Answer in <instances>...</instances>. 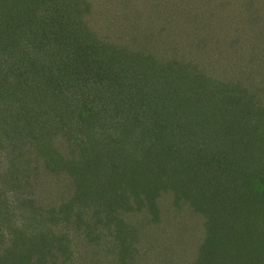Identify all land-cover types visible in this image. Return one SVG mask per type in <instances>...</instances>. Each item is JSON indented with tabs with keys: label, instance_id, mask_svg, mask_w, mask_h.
Segmentation results:
<instances>
[{
	"label": "trees",
	"instance_id": "trees-1",
	"mask_svg": "<svg viewBox=\"0 0 264 264\" xmlns=\"http://www.w3.org/2000/svg\"><path fill=\"white\" fill-rule=\"evenodd\" d=\"M263 103L264 0H0V264H110L114 241L118 264L180 263L158 221L226 178V136L261 151ZM228 180L264 195V171ZM260 224L243 248L263 252ZM211 232L204 256L227 258Z\"/></svg>",
	"mask_w": 264,
	"mask_h": 264
},
{
	"label": "rangeland",
	"instance_id": "rangeland-1",
	"mask_svg": "<svg viewBox=\"0 0 264 264\" xmlns=\"http://www.w3.org/2000/svg\"><path fill=\"white\" fill-rule=\"evenodd\" d=\"M230 5L231 7L233 6V9H235L232 2ZM236 11L239 12V10ZM205 29L206 32H210L211 34V29H213V26L208 25L205 27ZM258 104L260 105V103ZM263 120L264 110L262 112L258 110L257 123L261 124ZM226 139L228 140L226 143V147L230 152L228 156L230 158H228L226 164V172L224 173V176L226 178L222 179L219 182H215V185L217 186L213 189L205 186L204 183L199 185V189L196 190L201 193V195H198V200L196 202L198 206L196 209L198 211L195 213L184 212V214H176L173 219L169 217L173 220L174 223H177L176 225L178 226L175 225V229H169L170 226L166 225L163 216V219H161V221H158V231H162V235L161 238L157 237L156 240L153 239L151 235L143 236L142 233L138 232V234L142 235L141 237H143L145 241H157L152 242L155 243L154 251L157 249L160 250L163 246L165 254V249L172 250L173 253L176 248L180 249L181 253L186 252V254H190L189 256L181 257L179 261L180 263L178 264H260L257 262H259L260 259L261 261L262 259H264V250L263 252H261L259 251L260 246H258V248L253 247L250 243H248L250 237L244 236L243 244L245 248H243L241 241L242 235L247 230L256 228L258 229V245L261 244L260 221H264V195H261L258 198V191L252 199L244 194L243 189H237V191H239L237 194L236 191H232L229 189V185L232 184L234 186V184L233 182L228 180L234 178V176H240L242 172H244V174H247L248 172L250 174L262 173L264 171V165H262L264 164V156H261L262 159H260V156L258 157L259 150L252 149L251 146H239L237 150L235 149L232 151V149L234 148V144L230 141L231 139L229 138V136H226ZM263 147L264 146L260 147V155ZM159 154L160 153H156V155ZM153 155H155V153H153ZM131 167L134 166L131 165ZM103 169H105V167ZM108 169L112 170V173H114L113 175L117 174L118 172V169L115 167H108ZM124 171L125 170L122 167V175L124 174ZM141 175V179L143 180L148 176L147 172H142ZM136 176L138 177L137 170ZM102 179L105 181L106 185L104 188L100 187V189H98L100 192L108 194V192L114 190L115 184L113 183L114 179L112 176H107L101 179L99 178V180ZM227 180L228 185L224 187ZM117 181L118 180L115 179V183H117ZM242 183L243 182H241L240 184ZM137 189L138 191H142L141 188L139 189V187H137ZM189 196H194L193 192H189V194H186V197ZM215 215L219 217L218 220L217 218L213 219ZM256 215H258V225L256 221L252 219L255 218ZM114 218L115 216L112 219ZM237 218H240V223L235 225ZM212 220L214 221V223ZM186 221H191L193 226L188 228L185 225ZM203 221L207 222L206 225H204ZM114 223L115 226H117L116 221L113 220L112 228H115ZM201 223L203 224V227L200 226ZM139 226L144 228L146 227V223H142ZM145 229L147 228H144L143 231H145ZM211 231L217 232L218 238L222 233H224L223 250L225 251L224 253H228L227 258L221 259L222 256L220 255L218 256V258H221H219L218 260H209L208 258H206V256H204L201 245L207 239L209 233H212ZM145 244L146 242H144V245ZM121 245L122 243L114 241L112 244H109L104 250V257L107 258L110 264H118V262L123 259L122 254L125 255V253L122 252V250L124 249L121 248ZM157 254L161 253L157 252ZM200 255H202V258L199 257ZM168 257L169 260L173 262L174 257ZM253 258L257 259V262L253 261ZM213 261H215V263H213ZM146 262V259L143 258L142 261H140V264H159V262H157L156 260L152 261L151 263ZM163 263L166 264V262Z\"/></svg>",
	"mask_w": 264,
	"mask_h": 264
}]
</instances>
